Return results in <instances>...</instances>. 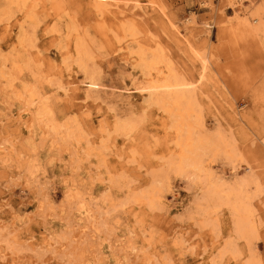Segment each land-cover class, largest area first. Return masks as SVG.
Returning a JSON list of instances; mask_svg holds the SVG:
<instances>
[{
    "label": "rangeland",
    "instance_id": "obj_1",
    "mask_svg": "<svg viewBox=\"0 0 264 264\" xmlns=\"http://www.w3.org/2000/svg\"><path fill=\"white\" fill-rule=\"evenodd\" d=\"M0 264H264V0H0Z\"/></svg>",
    "mask_w": 264,
    "mask_h": 264
},
{
    "label": "bare ground",
    "instance_id": "obj_2",
    "mask_svg": "<svg viewBox=\"0 0 264 264\" xmlns=\"http://www.w3.org/2000/svg\"><path fill=\"white\" fill-rule=\"evenodd\" d=\"M254 20V19H253ZM155 57V56H154ZM153 59V58H152ZM169 69V68H168ZM170 72H173V71H170ZM170 74V73H169ZM163 81V80H162ZM165 81H166V79H165ZM154 83H155V81H153ZM153 82H151V83H153ZM150 83V82H149ZM162 83H164V82H162ZM180 83V82H179ZM156 85H159V83L157 84V83H155ZM177 84V83H176ZM153 85V84H152ZM165 84H163V86H164ZM166 85H168V84H166ZM166 85H165V87H166ZM172 85H174V84H172ZM172 85L169 87V88H171L172 87ZM190 85V84H189ZM162 86V85H161ZM162 86V87H163ZM184 87V86H183ZM156 88H158V87H156ZM168 88V87H167ZM171 91H173V89L171 90ZM193 92V91H192ZM176 94V93H175ZM178 96H181V94H178ZM181 97H184V96H181ZM175 99H177V97L175 98ZM181 99V98H180ZM184 99V98H183ZM188 99V98H187ZM192 99V98H191ZM190 99V100H191ZM169 101V100H168ZM171 101V100H170ZM167 102V101H166ZM165 102V103H166ZM176 102V101H175ZM169 103V102H168ZM172 103H173V101H172ZM188 103V102H187ZM167 104V103H166ZM172 105H174V103L172 104ZM192 105H193V103H192ZM176 106V105H175ZM186 106H187V104H186ZM177 110H179V109H177ZM187 110V109H186ZM190 112H191V110H190ZM176 114V113H175ZM180 114V113H179ZM183 114V113H182ZM187 143V142H186ZM189 144V143H188Z\"/></svg>",
    "mask_w": 264,
    "mask_h": 264
}]
</instances>
